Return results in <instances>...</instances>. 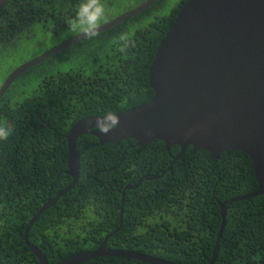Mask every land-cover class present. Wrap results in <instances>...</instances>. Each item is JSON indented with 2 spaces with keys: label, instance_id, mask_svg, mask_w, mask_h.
<instances>
[{
  "label": "trees",
  "instance_id": "obj_1",
  "mask_svg": "<svg viewBox=\"0 0 264 264\" xmlns=\"http://www.w3.org/2000/svg\"><path fill=\"white\" fill-rule=\"evenodd\" d=\"M146 1L103 0L106 22ZM187 2L156 1L27 70L2 96L0 123L11 124L14 132L0 141V264H40L26 244L25 229L41 206L73 182L67 174V137L73 125L153 98L150 71L158 46ZM79 3L11 0L0 7V87L21 64L76 36L68 32L66 20L75 16ZM125 32L135 41L127 56L117 50L118 37ZM29 83L34 92L27 96ZM97 143L92 134L78 137V184L29 230V242L50 264L94 251L106 237L113 249L176 264H210L222 226L221 203L259 189L252 159L238 150L224 151L216 159L189 146L174 162L182 149H167L163 141L146 146L133 139ZM129 184L137 187L125 190ZM226 208L214 264H264V195L228 202ZM83 264L147 263L104 256Z\"/></svg>",
  "mask_w": 264,
  "mask_h": 264
},
{
  "label": "water",
  "instance_id": "obj_2",
  "mask_svg": "<svg viewBox=\"0 0 264 264\" xmlns=\"http://www.w3.org/2000/svg\"><path fill=\"white\" fill-rule=\"evenodd\" d=\"M10 0H0V7ZM158 0H147L101 25L104 32L133 18ZM74 36L18 67L0 87V99L24 71L83 40ZM153 98L138 107L118 113L120 127L104 135L92 132L102 143L134 139L139 146L163 141L165 147L189 146L220 153L238 150L247 154L259 184L256 193L231 201L264 195V0H189L160 42L150 72ZM99 116L85 118L72 127L69 139V172L79 178L80 156L76 142L95 127ZM144 179H153L146 176ZM142 180L139 181V184ZM127 185L125 190L135 189ZM222 206V226L214 248V260L226 225L227 208ZM125 202V200H123ZM121 209L120 214L123 215ZM34 217L27 226L29 232ZM104 240L95 251L70 255L58 264H83L103 256L135 259L147 264H176L133 250L113 249ZM26 244L40 264H50L45 253Z\"/></svg>",
  "mask_w": 264,
  "mask_h": 264
},
{
  "label": "clouds",
  "instance_id": "obj_3",
  "mask_svg": "<svg viewBox=\"0 0 264 264\" xmlns=\"http://www.w3.org/2000/svg\"><path fill=\"white\" fill-rule=\"evenodd\" d=\"M11 1V0H10ZM106 22V6L103 3V0H80V3L77 6V10H76V14L74 17L69 18L66 20V23L68 25V32L75 34L77 36H82L83 38L86 39H93L94 37H97L99 35V31L101 28L102 23ZM114 43H117V41H113ZM118 48L117 50L124 54V56H127L128 50L132 47H135V41L130 37V35L128 33H121L118 37ZM60 44V43H59ZM58 45V44H57ZM56 46V45H55ZM54 47V46H53ZM52 48V47H51ZM50 48V49H51ZM49 50V49H48ZM46 52V51H45ZM43 54V53H42ZM41 55V54H40ZM38 55V56H40ZM37 56V57H38ZM36 58V57H35ZM34 59V58H33ZM31 59V60H33ZM29 60V61H31ZM27 61V62H29ZM27 62L23 63L22 65L26 64ZM44 62V61H43ZM42 62V63H43ZM41 64V63H40ZM20 65V66H22ZM39 65V64H38ZM19 66V67H20ZM35 67V66H34ZM33 68V67H32ZM17 69V68H16ZM15 69V70H16ZM31 69V68H30ZM14 70V71H15ZM29 70V69H28ZM27 71V70H26ZM24 71V72H26ZM23 72V73H24ZM151 72V71H150ZM22 73V74H23ZM19 77V76H18ZM5 81V80H4ZM3 84V83H2ZM144 104V103H143ZM142 105V104H141ZM140 106V105H139ZM138 107V106H137ZM134 108V107H133ZM132 109V108H131ZM130 110V109H129ZM128 111V110H126ZM125 112V111H123ZM121 113V112H119ZM118 113H114V112H106L103 116H99L100 118H97L95 121V127L97 129H91L89 133L87 134H92V132H96L97 130H99L101 133H103L104 135H108L112 132H114L116 129H118L120 127V119L119 116L117 115ZM99 115V114H98ZM89 117H95V116H89ZM97 117V116H96ZM88 118V117H86ZM85 119V118H83ZM81 119V120H83ZM79 120V121H81ZM78 121V122H79ZM77 124V123H76ZM74 126V125H73ZM72 130V129H71ZM14 132V127L7 123H0V141H6ZM71 133V131H70ZM70 135V134H69ZM84 135V134H83ZM93 135V134H92ZM81 136V135H80ZM95 136V135H94ZM96 137V136H95ZM68 139V137H67ZM78 139V138H77ZM69 140V139H68ZM127 140V139H124ZM134 140V139H133ZM100 141V140H99ZM136 141V140H135ZM101 144H106V143H102L100 141ZM100 143H97L95 145H99ZM118 143V142H117ZM138 144V143H137ZM76 147H77V142H76ZM181 148V147H180ZM169 149V148H168ZM182 151V150H181ZM179 155V154H178ZM183 154H181L179 157H175L174 162H176ZM80 156V155H79ZM173 162V163H174ZM69 167V165H68ZM70 170V168H69ZM69 170L67 171V174L69 172ZM70 175V174H69ZM80 175H81V161H80V172H79V178L77 180H75L73 177V182L72 184H70L64 191L58 193L57 197L54 198H50L47 203H45L43 206H41V208L39 209V213L36 216L38 218L39 215H41L42 212H45L46 210H48L50 207H54L58 200L67 192H70L74 187H76V185L79 182L80 179ZM132 185V184H131ZM123 200H125L123 198ZM125 203V202H123ZM124 210V209H123ZM121 212V211H120ZM30 222V221H29ZM29 225V223H28ZM27 225V226H28ZM222 225V224H221ZM226 226V225H225ZM31 228V227H30ZM225 228V227H224ZM27 229V227H26ZM221 230V229H220ZM220 232V231H219ZM224 232V229H223ZM219 236V235H218ZM109 240V237H106L105 239ZM104 242V241H103ZM102 242V243H103ZM108 243V241H107ZM1 244V243H0ZM108 245V244H107ZM101 246V245H100ZM99 246V247H100ZM216 246V244H215ZM214 246V248H215ZM99 247L97 249H99ZM109 247V246H108ZM96 249V250H97ZM95 251V250H94ZM219 251H220V243H219ZM214 252V250H213ZM219 254V253H218ZM104 257V256H103ZM98 258V257H97ZM213 258H214V254H213ZM212 258L210 264H214L215 261L217 260V258L214 260ZM92 260V259H91ZM88 262V261H87ZM58 264V263H57Z\"/></svg>",
  "mask_w": 264,
  "mask_h": 264
},
{
  "label": "rangeland",
  "instance_id": "obj_4",
  "mask_svg": "<svg viewBox=\"0 0 264 264\" xmlns=\"http://www.w3.org/2000/svg\"><path fill=\"white\" fill-rule=\"evenodd\" d=\"M61 43V42H60ZM52 47V46H51ZM50 47V48H51ZM49 49V48H48ZM22 65V64H21ZM1 77V76H0ZM1 78H3V77H1ZM2 83H4V81L2 82ZM2 83H1V85H2ZM31 86H33V84H31V83H29L28 85H26L25 86V90H24V93H25V95H29V94H31V93H33L34 91H33V89H31Z\"/></svg>",
  "mask_w": 264,
  "mask_h": 264
},
{
  "label": "flooded vegetation",
  "instance_id": "obj_5",
  "mask_svg": "<svg viewBox=\"0 0 264 264\" xmlns=\"http://www.w3.org/2000/svg\"><path fill=\"white\" fill-rule=\"evenodd\" d=\"M137 99H135V100H132V102H135ZM182 152V151H181ZM181 152L179 153V155L177 156V157H179L180 155H181ZM85 207H83V209H84ZM80 211H79V216H80ZM79 216H77V218L79 217ZM28 234H29V232L28 233H26V229H25V234H24V238H25V240H26V237L28 238ZM28 241H29V239H28ZM104 241V240H103ZM102 241V242H103ZM102 242H101V244H102ZM33 245V244H32ZM0 252H1V250H0Z\"/></svg>",
  "mask_w": 264,
  "mask_h": 264
}]
</instances>
